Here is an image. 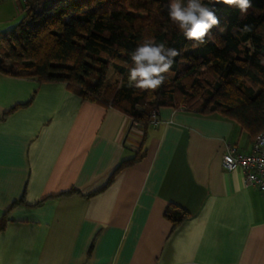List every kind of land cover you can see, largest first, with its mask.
Instances as JSON below:
<instances>
[{
	"label": "crops",
	"instance_id": "1",
	"mask_svg": "<svg viewBox=\"0 0 264 264\" xmlns=\"http://www.w3.org/2000/svg\"><path fill=\"white\" fill-rule=\"evenodd\" d=\"M147 129L65 84L0 73V264H264V196L227 173L251 152L217 113ZM169 206L188 217L173 227Z\"/></svg>",
	"mask_w": 264,
	"mask_h": 264
},
{
	"label": "trees",
	"instance_id": "2",
	"mask_svg": "<svg viewBox=\"0 0 264 264\" xmlns=\"http://www.w3.org/2000/svg\"><path fill=\"white\" fill-rule=\"evenodd\" d=\"M187 0H185V3ZM169 0H30L20 21L0 33V73L65 84L82 101L108 106L147 129L162 108L209 115L237 123L251 142L264 130V0H251L246 15L217 4L221 33L193 41L171 22ZM211 7L209 0H203ZM244 25L251 31L242 32ZM145 39L180 50L156 90L128 86L129 53ZM113 69L118 80L106 76ZM173 227L188 215L169 206ZM1 228V227H0Z\"/></svg>",
	"mask_w": 264,
	"mask_h": 264
},
{
	"label": "clouds",
	"instance_id": "3",
	"mask_svg": "<svg viewBox=\"0 0 264 264\" xmlns=\"http://www.w3.org/2000/svg\"><path fill=\"white\" fill-rule=\"evenodd\" d=\"M235 7L241 15H246L252 6L251 0H209L211 7L203 0H169L165 6L171 22L183 33L187 40L193 41V48L208 42L210 31L220 27L217 4ZM250 25H244L242 32L251 31ZM181 54L180 50L168 47L165 43H155L153 39H145L134 51L129 53L133 62L129 69L128 86L139 90H156L165 83L166 73L174 64V58Z\"/></svg>",
	"mask_w": 264,
	"mask_h": 264
},
{
	"label": "built area",
	"instance_id": "4",
	"mask_svg": "<svg viewBox=\"0 0 264 264\" xmlns=\"http://www.w3.org/2000/svg\"><path fill=\"white\" fill-rule=\"evenodd\" d=\"M158 114L157 111L151 113V124L157 122ZM221 168L227 173L240 170L245 185L254 187L264 196V130L252 142L249 154H240L234 147H227L222 155Z\"/></svg>",
	"mask_w": 264,
	"mask_h": 264
},
{
	"label": "rangeland",
	"instance_id": "5",
	"mask_svg": "<svg viewBox=\"0 0 264 264\" xmlns=\"http://www.w3.org/2000/svg\"><path fill=\"white\" fill-rule=\"evenodd\" d=\"M24 4L23 0H0V33L12 29L20 21ZM106 78L111 84L118 80L113 69H109Z\"/></svg>",
	"mask_w": 264,
	"mask_h": 264
}]
</instances>
